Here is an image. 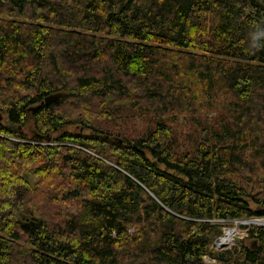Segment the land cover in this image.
<instances>
[{"label":"trees","instance_id":"trees-1","mask_svg":"<svg viewBox=\"0 0 264 264\" xmlns=\"http://www.w3.org/2000/svg\"><path fill=\"white\" fill-rule=\"evenodd\" d=\"M0 116V264H264V0H0Z\"/></svg>","mask_w":264,"mask_h":264},{"label":"rangeland","instance_id":"rangeland-1","mask_svg":"<svg viewBox=\"0 0 264 264\" xmlns=\"http://www.w3.org/2000/svg\"><path fill=\"white\" fill-rule=\"evenodd\" d=\"M89 103L91 102L89 99H84L81 101H77L75 100L74 103ZM143 102V100H142ZM90 104H93V102H91ZM95 104V103H94ZM86 105V104H85ZM104 107V106H103ZM102 109V107H101ZM148 109V108H146ZM149 110V109H148ZM155 112V111H153ZM135 113H137L134 117L132 118H121V120L119 121H114L112 120V118L110 120H105L102 116H101V112L97 111V112H93L91 117H90V121H91V126L95 129H102L105 130L104 132L107 133L109 138H119L117 135L120 134L119 132H122V134L124 133L125 135H127L128 139L131 137H136L139 134V130L144 129L145 126L148 124V122L150 121V117L151 114L149 113H143V110H137L135 111ZM179 124H184L185 121L183 120L182 117H180L178 119ZM31 123H27L24 130L25 132L28 133V135H30L31 132ZM68 131L71 132H78V131H82L85 133H88L90 131V129L87 128H83L82 125L79 124H74V125H69L67 127ZM178 130L180 131V138L184 139L186 136L185 134L188 133V130L186 126H178ZM118 131V132H116ZM123 136V135H120ZM121 141V140H120ZM56 141H52V143H55ZM107 162V161H106ZM28 179L30 180H34V178L32 177H28ZM252 207L255 208L254 204H251ZM252 219V220H250ZM250 219H243V220H233V221H227V220H218V219H210L209 222L210 224H216L220 226V230H221V234L214 240L213 245H212V249L211 251H220L223 249H229L234 247L237 243H239L238 241H241L245 235H246V229H244L245 227H249V226H255V225H262V222L260 219H264V218H250ZM249 223V224H247ZM227 228H232L230 229L231 231V236L233 238V241H231L232 243H230L229 245H218L217 243H215L225 232V229ZM131 230V229H130ZM218 242V241H217ZM204 261L206 264H214V260L212 258L209 257H205Z\"/></svg>","mask_w":264,"mask_h":264},{"label":"water","instance_id":"water-1","mask_svg":"<svg viewBox=\"0 0 264 264\" xmlns=\"http://www.w3.org/2000/svg\"><path fill=\"white\" fill-rule=\"evenodd\" d=\"M61 95H62V93H59V92L58 93H53V94L47 95L44 98V103L49 106V104H51L53 102H57L60 99ZM1 118L2 117L0 116V119ZM5 123H7V120H5ZM11 126H12V128L14 127V125H12V124H11ZM18 129L20 130V127L19 126H18ZM49 137H50V135H48V134H46L45 136H43L44 139H48ZM261 226H264V225H261Z\"/></svg>","mask_w":264,"mask_h":264},{"label":"bare ground","instance_id":"bare-ground-1","mask_svg":"<svg viewBox=\"0 0 264 264\" xmlns=\"http://www.w3.org/2000/svg\"><path fill=\"white\" fill-rule=\"evenodd\" d=\"M250 220H252V219H250ZM261 220V222H262V225H264V219H260Z\"/></svg>","mask_w":264,"mask_h":264},{"label":"built area","instance_id":"built-area-1","mask_svg":"<svg viewBox=\"0 0 264 264\" xmlns=\"http://www.w3.org/2000/svg\"><path fill=\"white\" fill-rule=\"evenodd\" d=\"M219 240V239H218ZM215 243H217V242H215ZM218 244V243H217Z\"/></svg>","mask_w":264,"mask_h":264}]
</instances>
